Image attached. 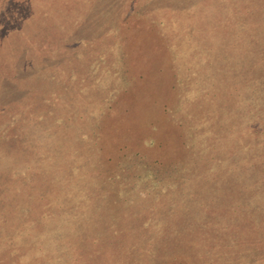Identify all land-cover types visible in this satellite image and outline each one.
<instances>
[{"label": "rangeland", "instance_id": "rangeland-1", "mask_svg": "<svg viewBox=\"0 0 264 264\" xmlns=\"http://www.w3.org/2000/svg\"><path fill=\"white\" fill-rule=\"evenodd\" d=\"M0 264H264V0H0Z\"/></svg>", "mask_w": 264, "mask_h": 264}]
</instances>
